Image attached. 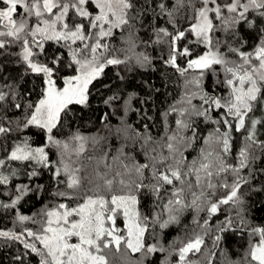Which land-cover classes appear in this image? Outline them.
I'll list each match as a JSON object with an SVG mask.
<instances>
[{"label":"snow or ice","instance_id":"1","mask_svg":"<svg viewBox=\"0 0 264 264\" xmlns=\"http://www.w3.org/2000/svg\"><path fill=\"white\" fill-rule=\"evenodd\" d=\"M258 193L264 0H0V264H264Z\"/></svg>","mask_w":264,"mask_h":264},{"label":"trees","instance_id":"2","mask_svg":"<svg viewBox=\"0 0 264 264\" xmlns=\"http://www.w3.org/2000/svg\"><path fill=\"white\" fill-rule=\"evenodd\" d=\"M107 71V75L110 78L109 79H105L103 81V83H109V82H113V83H118L115 81V75L114 69H108ZM151 79L152 81H155L156 86L160 87L161 85V80L159 79V74L158 73H148V74H144V75H137L135 77H133L131 79V82L127 85H118L121 88H128V90H132L133 88H135L137 91H140V88L137 87L138 82L140 80H148ZM29 87L31 86L30 82H29ZM96 87L99 89L101 87V84L98 83L96 85ZM169 92H172L173 95H175L177 90H174L173 88H169L168 89ZM111 93L108 92H103L100 95H96L93 97L92 99V108L91 109H86L82 112V116L83 119L81 121H79V123L82 126V131H85L87 133H95L98 129H101L103 127V125L101 124V116L103 113H110V108L105 106L102 103L103 97L106 95H110ZM143 94V93H142ZM165 96L161 95L158 96L156 98V104H158L160 106V108L158 110H162L164 107V103H165ZM138 106V105H137ZM149 115H156L153 112H149ZM130 122H134L136 123L137 126H139L140 124L144 123V121H140L137 117V115L135 113L130 114L129 117ZM112 123L115 124L116 123V119L112 118ZM151 127V125H150ZM160 128V120L158 115H156V124L155 127L153 128V134H157L158 130ZM47 176L45 177V180H47ZM264 201V193H258L254 195V198L252 200V203L254 204V216L257 218L258 222H264V206H261L259 202ZM28 207H31V205H29ZM177 235L176 232H172L170 234V237H175Z\"/></svg>","mask_w":264,"mask_h":264}]
</instances>
